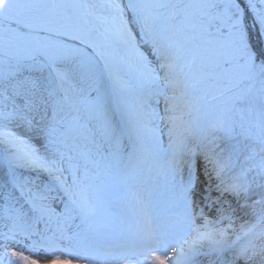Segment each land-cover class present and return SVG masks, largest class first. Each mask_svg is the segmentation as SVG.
Wrapping results in <instances>:
<instances>
[{"label":"snow or ice","instance_id":"1","mask_svg":"<svg viewBox=\"0 0 264 264\" xmlns=\"http://www.w3.org/2000/svg\"><path fill=\"white\" fill-rule=\"evenodd\" d=\"M112 262L264 264V0H0V264Z\"/></svg>","mask_w":264,"mask_h":264},{"label":"rangeland","instance_id":"2","mask_svg":"<svg viewBox=\"0 0 264 264\" xmlns=\"http://www.w3.org/2000/svg\"><path fill=\"white\" fill-rule=\"evenodd\" d=\"M251 39H252L253 44H255L257 47L260 46L262 38L257 34V32L255 30H253V32H252ZM18 131H23V130L18 129ZM198 163H202V161L198 162ZM52 195H57V193H52ZM53 207H56L57 211L62 210V205L60 204V202L58 200L53 203ZM25 242H27V241H25ZM17 250H23V248L21 247V248H18ZM25 254L27 255L28 253L26 252Z\"/></svg>","mask_w":264,"mask_h":264},{"label":"bare ground","instance_id":"3","mask_svg":"<svg viewBox=\"0 0 264 264\" xmlns=\"http://www.w3.org/2000/svg\"><path fill=\"white\" fill-rule=\"evenodd\" d=\"M201 179H203V177H201ZM162 255V253H161ZM112 264H119V262H112Z\"/></svg>","mask_w":264,"mask_h":264}]
</instances>
